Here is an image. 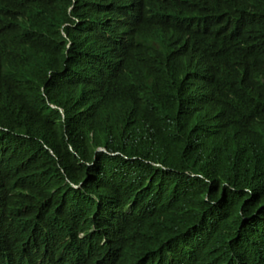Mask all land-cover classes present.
I'll use <instances>...</instances> for the list:
<instances>
[{
    "label": "trees",
    "instance_id": "16d2710c",
    "mask_svg": "<svg viewBox=\"0 0 264 264\" xmlns=\"http://www.w3.org/2000/svg\"><path fill=\"white\" fill-rule=\"evenodd\" d=\"M0 264H264V0H0Z\"/></svg>",
    "mask_w": 264,
    "mask_h": 264
},
{
    "label": "water",
    "instance_id": "95a60500",
    "mask_svg": "<svg viewBox=\"0 0 264 264\" xmlns=\"http://www.w3.org/2000/svg\"><path fill=\"white\" fill-rule=\"evenodd\" d=\"M98 151H104L103 149H98Z\"/></svg>",
    "mask_w": 264,
    "mask_h": 264
}]
</instances>
